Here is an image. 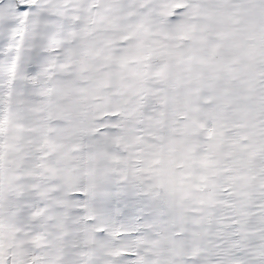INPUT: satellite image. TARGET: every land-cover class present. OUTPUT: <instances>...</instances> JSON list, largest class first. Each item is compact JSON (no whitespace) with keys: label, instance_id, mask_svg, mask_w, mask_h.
<instances>
[{"label":"snow or ice","instance_id":"obj_1","mask_svg":"<svg viewBox=\"0 0 264 264\" xmlns=\"http://www.w3.org/2000/svg\"><path fill=\"white\" fill-rule=\"evenodd\" d=\"M0 264H264V0H0Z\"/></svg>","mask_w":264,"mask_h":264}]
</instances>
